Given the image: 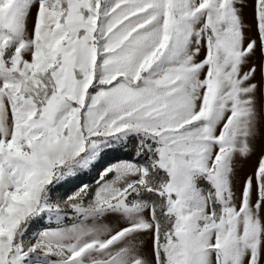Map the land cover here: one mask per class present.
<instances>
[{
    "label": "snow or ice",
    "instance_id": "snow-or-ice-1",
    "mask_svg": "<svg viewBox=\"0 0 264 264\" xmlns=\"http://www.w3.org/2000/svg\"><path fill=\"white\" fill-rule=\"evenodd\" d=\"M0 264H264V0H0Z\"/></svg>",
    "mask_w": 264,
    "mask_h": 264
}]
</instances>
